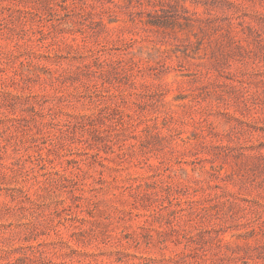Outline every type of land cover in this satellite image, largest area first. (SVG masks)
Instances as JSON below:
<instances>
[{
	"label": "rangeland",
	"instance_id": "obj_1",
	"mask_svg": "<svg viewBox=\"0 0 264 264\" xmlns=\"http://www.w3.org/2000/svg\"><path fill=\"white\" fill-rule=\"evenodd\" d=\"M0 264H264V0H0Z\"/></svg>",
	"mask_w": 264,
	"mask_h": 264
}]
</instances>
